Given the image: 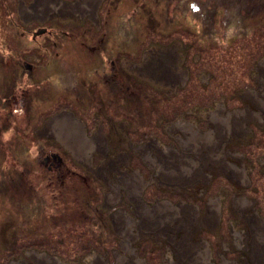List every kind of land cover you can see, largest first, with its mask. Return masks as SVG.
Here are the masks:
<instances>
[{
	"label": "rangeland",
	"instance_id": "obj_1",
	"mask_svg": "<svg viewBox=\"0 0 264 264\" xmlns=\"http://www.w3.org/2000/svg\"><path fill=\"white\" fill-rule=\"evenodd\" d=\"M90 1L0 0V264H176L189 236L210 264H264V0ZM82 136L105 149L74 164ZM169 150L199 161L195 179L166 183ZM186 207L188 228L156 233Z\"/></svg>",
	"mask_w": 264,
	"mask_h": 264
},
{
	"label": "bare ground",
	"instance_id": "obj_2",
	"mask_svg": "<svg viewBox=\"0 0 264 264\" xmlns=\"http://www.w3.org/2000/svg\"><path fill=\"white\" fill-rule=\"evenodd\" d=\"M87 1H90V0H85V2H87ZM91 1H93V0H91ZM88 9H89V7H86V11ZM254 99L256 100L255 103H258V107L264 111L263 103L260 101H257L258 100L257 98H254ZM61 117L62 116H60V118ZM58 118L59 117H55V118L51 119L49 124L51 125L52 124L51 122H53V123L56 122V119H58ZM68 118L70 119L71 122L78 124L69 115H68ZM220 122H221V130L229 131V122L230 121L227 119H221ZM77 126L80 127L79 128L80 130L82 127V132H84L82 125L80 126L78 124ZM185 127H187L188 131L191 132L192 134L195 133L192 131V129L189 125L186 124ZM68 137H69V133H67L66 138H68ZM87 139H89V138H87ZM213 139H215V140L212 142V144L210 142V145L214 151H217L219 143H220V139L217 138L216 136L213 137ZM77 140H78V142H80L79 146H77L78 147L77 149L72 148V146L69 143H67L68 141L66 142L67 149L70 150V151H67V153L69 155H72V156L74 155L75 158H78V159H80V161H83V162H85V161L89 162L90 161V155L89 154L91 153V149L95 148V144L98 143L99 145H102V147H100L101 150L105 149V140L101 136H98L94 139V141H93L94 145L93 146H88L90 144V142L85 140V138L83 136L81 137V139H77ZM206 140H209V138ZM194 141H195L194 138L190 137L186 142H184V147H185L186 152H191L193 155H195V158L198 159L199 157H203L201 152L194 154L192 151H190L189 148L186 147V146L192 144L193 145L192 150L195 149V151H199L200 149H198V147L200 145L197 144V142L194 143ZM203 145L208 146L209 143L206 145L205 144H203ZM70 147L72 148V150ZM172 152H173L172 150H169L166 152V154H162L159 157L160 158L159 161L162 164V166L164 165V163L166 161L169 162L171 160H174V162L173 161L170 162L171 165L167 166V168H166V172L169 171L172 174V175H170L169 179H166V183L178 185V182L182 181L183 179H195L197 177V176H195V173L199 170V165H200L199 161L198 162L195 161L194 156L183 155V156L177 158V156L173 155ZM214 158H215L214 162L217 165H219L224 171L231 172L232 175L235 178H237L240 182L246 181V176L242 170L236 169L232 164H230L228 162L225 163L224 160L223 161L221 160L224 158V156H223L220 149L218 151V154H216V152H215ZM175 160H177V161H175ZM227 168H230V169H227ZM137 181H138L137 186L141 187L140 190H142L145 183L143 182V180L140 181L138 179ZM238 203L239 202H236L237 207H238ZM238 208H240V206ZM186 210H187L186 217H184V213H182L180 211H178L177 213H174L173 215H170L168 217H166V215H165V210L160 211L158 213L154 212V213H157L155 215V217L157 216L158 219H156L154 224L151 223V225L154 226V230H156V233H159V231H157L158 226H160V225H162L168 221L178 220L179 228L186 229V228H188V224H189V221L187 222V219L190 218L192 221H195V219L197 217L194 207H186ZM209 211H210L209 216L211 215L210 214L211 212L215 213L218 211L217 205L212 201H210V203H209ZM123 217H124V219L126 218L124 215H123ZM257 223H258V221H257ZM263 227H264V224L260 223L258 227L254 228L255 229L254 239L259 241V242H264V240L261 239V236L264 237ZM128 250H129V246H128ZM176 250H177V259H178V263H176V264H210L209 263L210 255H209L207 246L203 242L198 243V244L193 243L191 241V236L183 237L181 242L179 244H177ZM258 251H260L261 255L264 256V247H260ZM44 259L46 260V263H47V259L46 258H44ZM48 261L51 264H59L56 260H53V259H48ZM119 264H130V263L125 261V262H121ZM132 264H142V263L137 259L136 256L135 257L133 256ZM168 264H172V263H168Z\"/></svg>",
	"mask_w": 264,
	"mask_h": 264
},
{
	"label": "flooded vegetation",
	"instance_id": "obj_3",
	"mask_svg": "<svg viewBox=\"0 0 264 264\" xmlns=\"http://www.w3.org/2000/svg\"><path fill=\"white\" fill-rule=\"evenodd\" d=\"M257 5H259V3L258 4H255V6H257ZM209 20H210V18H209ZM38 30H41L42 32H41V34L40 35H35L34 36V33H36ZM52 30V29H51ZM51 30H49V29H47V28H45V27H42V28H38L35 32H33L31 35H32V37H31V40H32V42H34V41H36L39 37H43V36H46L47 38H50V36H53V30L51 31ZM33 38V39H32ZM113 100V99H112ZM71 113V112H70ZM72 115H74L75 116V113H71ZM61 115H56L55 117H60ZM54 117V118H55ZM53 119V118H52ZM79 119H80V122H82L83 123V120L79 117ZM85 133H86V135H88L87 134V131L85 130ZM70 157H71V159L74 161V164H77V159L75 158V156H72V155H69ZM54 162V163H56V165L54 166V170L58 173V171L59 170H61V168H62V160H61V158L60 157H58L57 155H55V154H51V155H49V156H47L45 159H44V162L45 163H48V162ZM53 165V164H52ZM52 169L49 167V171H51Z\"/></svg>",
	"mask_w": 264,
	"mask_h": 264
},
{
	"label": "water",
	"instance_id": "obj_4",
	"mask_svg": "<svg viewBox=\"0 0 264 264\" xmlns=\"http://www.w3.org/2000/svg\"><path fill=\"white\" fill-rule=\"evenodd\" d=\"M41 32H42L41 30H38L36 33H34V36H35V35H40Z\"/></svg>",
	"mask_w": 264,
	"mask_h": 264
}]
</instances>
